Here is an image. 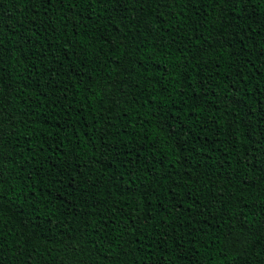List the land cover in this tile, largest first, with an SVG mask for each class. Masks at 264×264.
Returning a JSON list of instances; mask_svg holds the SVG:
<instances>
[{
	"label": "trees",
	"instance_id": "obj_1",
	"mask_svg": "<svg viewBox=\"0 0 264 264\" xmlns=\"http://www.w3.org/2000/svg\"><path fill=\"white\" fill-rule=\"evenodd\" d=\"M0 264H264V0H0Z\"/></svg>",
	"mask_w": 264,
	"mask_h": 264
}]
</instances>
